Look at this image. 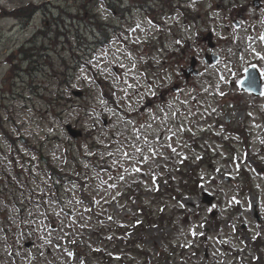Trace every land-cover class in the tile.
Segmentation results:
<instances>
[{"label": "rangeland", "instance_id": "1", "mask_svg": "<svg viewBox=\"0 0 264 264\" xmlns=\"http://www.w3.org/2000/svg\"><path fill=\"white\" fill-rule=\"evenodd\" d=\"M2 2L5 10L15 7L29 12L33 4L44 5L46 10L23 24L21 17H13L18 12L12 17L0 15V264H248L245 258L254 264L263 256L264 247L255 248L252 236L260 232L264 241V226L260 229L256 224L254 211L257 204L264 217V95L253 96L239 84L252 62L264 69V59L256 54L264 56V42L259 40L264 34V10L257 9L253 0H177L176 9L164 7L165 13L159 16L139 2L120 16L117 3L109 6L103 0ZM152 4L160 9L161 2ZM59 6L71 13L70 19L56 22L54 14L62 11ZM178 6L199 10L198 23L187 19V10ZM235 19L240 20V27ZM98 21L109 26L106 45L101 48L95 41L100 31L93 25ZM249 22H255L251 29ZM137 24L141 27L136 28ZM50 31L53 34L48 36ZM209 31L216 41L213 50L220 55L215 64L204 59L212 51L203 40ZM31 39L36 40L34 45L42 56L22 61L25 56L19 48ZM13 51H19L17 67L8 61ZM56 51L76 67L67 77L71 87L60 82L63 71L57 56L53 68L50 56L46 57ZM144 54L150 64L143 62ZM193 55L199 60L200 74L186 81L182 68ZM164 59L168 64L162 72L159 67ZM104 81L113 88L108 90L112 98L102 92ZM78 90L84 95L77 96ZM151 92L159 102L149 105L155 97ZM191 96L196 106L188 114H178ZM68 123L84 129V134L71 137ZM239 124L250 132L249 142L239 132L228 130ZM136 130L147 137L148 144L137 139ZM172 132L176 135L166 140ZM196 138L199 148L194 147ZM166 143L177 152L161 147ZM130 145L151 158L141 162V154ZM149 145L162 155L151 156ZM124 150L133 158L122 157ZM184 156L191 160L189 164ZM197 156L206 158L199 168L203 187L198 194L176 202L166 189L160 197L150 192L155 185L165 188L164 179L178 178L179 165L189 169L199 160ZM50 165L65 176L52 173ZM133 166L141 171H132ZM245 169L250 173V186L242 187ZM49 174L55 176L56 184ZM121 174L123 181L118 179ZM202 190L217 195L211 212L202 200ZM233 196L239 204L230 203ZM180 202L187 210L179 207ZM147 203V210L154 214L151 223H146L140 239L121 244L130 223L150 221L139 215L141 205ZM201 223L204 228L198 227ZM241 224L244 230L237 229ZM191 226L204 235L191 236ZM45 238L52 243L46 244Z\"/></svg>", "mask_w": 264, "mask_h": 264}, {"label": "snow or ice", "instance_id": "2", "mask_svg": "<svg viewBox=\"0 0 264 264\" xmlns=\"http://www.w3.org/2000/svg\"><path fill=\"white\" fill-rule=\"evenodd\" d=\"M193 3H195V0H193ZM148 24H149V25H152V21L149 20V21H148ZM140 27H141L140 24H137V25H136V28H140ZM156 27H158V26H156ZM131 31H135V29H131ZM248 39L251 40L252 37L249 36ZM259 40H260L261 42H264V34H261V35L259 36ZM139 42H140V41H139V38H138L137 41H136V43H139ZM176 43L179 44L180 41H176ZM249 47H251V45H249ZM253 51H255V50L253 49ZM256 54H257V56H260L261 59H264V56H261L260 53H256ZM127 56H128L129 58H132V54H131L130 52L127 53ZM120 67L123 69L125 66H124L123 64H121ZM135 67H136V64H135V62H133V64H132V68H135ZM83 71H84V70L81 69V72H83ZM126 74H127V73H126ZM84 78L87 79L86 76H85ZM220 80L224 81V80H225V77H224L223 75H221V76H220ZM73 87H75V86H73ZM128 87H133V85H128ZM204 90L207 91V89H204ZM124 91L126 92V89H124ZM216 94L219 95V96H221V97L225 95V93L222 92V91H217ZM151 95L155 96L156 93H155V92H151ZM261 95H264V93H262ZM101 103H104V101H101ZM212 111L215 112V109H212ZM190 114H191V113H190ZM176 115H177V113H175V112L172 113V116H173V117H175ZM248 115L251 116L252 114L249 113ZM153 118L155 119V117H153ZM165 119H167V116H165ZM129 123H133V122L129 121ZM169 131H171V129H169ZM180 131H185V129H183V127H181V128H180ZM187 131H190V129H187ZM135 135H136V137H137L138 140L142 138L145 144H148V143H149L148 140H147V137H141V135H140V133H139L138 130L135 131ZM175 135H176V133H175V132H172L171 136L165 137V139H166V140H171ZM156 139H159V137H156ZM261 143L264 144V140H262ZM130 147L134 148L136 153H140V154H141V162L146 163V162L151 158L150 156H144V155H143V150H142L140 147H137L136 145H130ZM161 147H162V148H163V147H167V148L170 149L171 152L174 153V154L177 152L176 147H174L171 143L162 144ZM149 151H150V153H151V156L162 155V153L158 152L157 149L153 148L151 145H149ZM108 155H109V156H112L113 153L110 152V153H108ZM181 155H182V154H181ZM121 156L124 157V158H126V159H132V158H133L132 154H130L129 151H127V150L122 151V152H121ZM164 158L167 159V157H164ZM183 159L186 160V159H187V156H184ZM196 159L198 160V159H200V157L197 156ZM181 162H183V161H181ZM115 163H116V161H114V164H115ZM124 171L127 172L128 169H124ZM132 171H134V172H140L141 169L138 168V167L133 166ZM216 171L219 172L220 170H219V169H216ZM118 179L121 180V181H123V180L125 179V176L121 174V175L118 176ZM156 179H157V177H156L155 173L153 172V173H152V180H153L154 185H155ZM102 183H107V181H102ZM108 186H109L110 188H115V187H116L115 184H110V185H108ZM73 187H75V185H74ZM145 187H147V185H145ZM155 190H158V185L156 186ZM118 194H119V193H118ZM113 199H115V197H113ZM186 199H187V198H186ZM69 203H71V201H69ZM76 203H82V201L77 200ZM96 203H99V201H96ZM230 203H236V204H239L240 201L237 200V198H236L235 196H233V197H232V200H231ZM179 207H180L181 209H185V210H187V205H186L184 202H180V203H179ZM215 207H216V205H212L211 207H209V208L207 209V211L211 212ZM248 207L251 208L252 205L249 204ZM61 211H62V210H61ZM85 211H90V209H85ZM161 211H163V209H161ZM55 215H60V213L57 212V213H55ZM108 219L111 220V219H113V217L109 216ZM136 223L139 224V223H141V222H140V221H137ZM121 226L123 227V225H121ZM198 227H200V228H204V227H205V224H204V223H201V224L198 225ZM232 228H233V230L235 231V225H232ZM188 231H189L190 235L193 236V237H195V236H197V235H200V236H203V235H204L203 232H199V233H198V232L196 231V226H191V227H189ZM260 235H261L260 232H256V234L252 236V239H253V240H256ZM109 239H111V237H109ZM44 242H45L46 244H51V243H52V241H51L50 239H47V238H45ZM220 242H221V243H228L227 240H221ZM73 243H74V241H73ZM186 246H188V245H186ZM57 247H59V245H57ZM96 250L99 251V249H96ZM41 254L43 255V253H41ZM67 255H68L69 257H74L75 254H74L73 252H67Z\"/></svg>", "mask_w": 264, "mask_h": 264}, {"label": "trees", "instance_id": "3", "mask_svg": "<svg viewBox=\"0 0 264 264\" xmlns=\"http://www.w3.org/2000/svg\"><path fill=\"white\" fill-rule=\"evenodd\" d=\"M162 1H163L164 5H169V6L172 5V3H171L172 1L171 0H162ZM196 15H197V13H195V12L192 13L193 17H195ZM60 61H61V67L63 68V73H64V75H66L68 73L69 69L72 68L73 66L69 63V61L67 63V61H66L64 56H61ZM61 81H62L61 83L70 84V80L67 77H65V78L61 77ZM188 176L191 178L189 181L186 180V178ZM196 177H197L196 173H185L184 179L186 181L185 180H181L179 189H176L175 187H173L172 191H171L172 195L174 196V194H175L177 197H181V195H179L180 194L179 191H184V193H198L199 187L197 186V184H195L196 183ZM162 213H163V211H162ZM152 216L153 215L150 214V217H149L150 219L149 220H152V218H151ZM145 227H146V224L144 225L143 222L138 224V230L134 234V236L137 237V239H139L140 235L145 231L144 230Z\"/></svg>", "mask_w": 264, "mask_h": 264}, {"label": "water", "instance_id": "4", "mask_svg": "<svg viewBox=\"0 0 264 264\" xmlns=\"http://www.w3.org/2000/svg\"><path fill=\"white\" fill-rule=\"evenodd\" d=\"M255 72V71H254ZM71 127H69V129H70ZM71 130V133H73L75 136H78V134H81V131H75V130H72V129H70Z\"/></svg>", "mask_w": 264, "mask_h": 264}]
</instances>
